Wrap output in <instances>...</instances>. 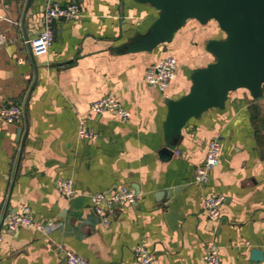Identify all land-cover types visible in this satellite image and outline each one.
Segmentation results:
<instances>
[{
  "label": "crops",
  "instance_id": "1",
  "mask_svg": "<svg viewBox=\"0 0 264 264\" xmlns=\"http://www.w3.org/2000/svg\"><path fill=\"white\" fill-rule=\"evenodd\" d=\"M75 1L83 15L56 20L50 50L33 55L22 38L42 29L46 0H0V31L14 39L0 48V108L17 102L25 109L22 123L0 116V264H62L60 246L89 264H137L138 243L156 264H206L203 251L212 240L222 264H264L252 257L254 249L264 255V80L232 88L220 103L187 117L171 148L169 103L144 79L150 65L175 56L179 67L166 94H190L193 73L218 61L210 43L229 41L230 32L215 17L191 16L159 39L164 10L154 0ZM108 94L130 119L91 112ZM81 117L97 140L77 136ZM215 138L221 161L199 187L194 171ZM59 177L74 180V198L56 189ZM121 184L140 198L121 205L105 229L89 195ZM207 190L224 196L217 220L203 208ZM22 204L37 221L59 227L49 235L9 230L3 219Z\"/></svg>",
  "mask_w": 264,
  "mask_h": 264
},
{
  "label": "built area",
  "instance_id": "2",
  "mask_svg": "<svg viewBox=\"0 0 264 264\" xmlns=\"http://www.w3.org/2000/svg\"><path fill=\"white\" fill-rule=\"evenodd\" d=\"M83 15L81 5L72 0L65 5L55 0H46L43 13L42 29L33 36H24L22 42L28 47L33 55L47 53L54 41L53 26L56 20L71 21ZM14 39L10 38L5 32L0 31V48L10 43ZM179 60L175 56H167L150 65L145 74V81L157 88L168 99L167 90L172 79L177 73ZM91 112L101 114L111 110L123 121L131 117V112L122 106L114 94H108L91 104ZM0 116L7 123H22L25 119V109L22 104L17 102L6 103L0 108ZM77 136L81 139L95 141L99 134L89 127L84 117L79 120ZM221 161V141L215 138L208 144L204 161L199 164L193 175L192 183L199 187H205L211 178L213 170ZM75 183L72 178L59 177L55 180V187L62 192L68 199L75 197ZM92 208L99 217L101 225L106 229L110 226L113 216L117 209L123 204H136L139 194L129 185L121 184L109 192H97L89 195ZM203 208L207 211L211 220H217L222 214L224 196L214 191L207 190L203 194ZM3 222L6 227L15 231L21 227H31L36 231L49 235L55 231L59 224L42 223L37 221L32 208L28 204H22L20 211L7 215ZM2 236L0 235V242ZM63 255L62 264H89V260L76 254L71 250L60 246ZM133 255L137 264H156L155 256L144 243H138L133 248ZM203 260L206 264H222L219 247L214 240L210 241L203 251Z\"/></svg>",
  "mask_w": 264,
  "mask_h": 264
},
{
  "label": "water",
  "instance_id": "3",
  "mask_svg": "<svg viewBox=\"0 0 264 264\" xmlns=\"http://www.w3.org/2000/svg\"><path fill=\"white\" fill-rule=\"evenodd\" d=\"M154 1L164 10L156 25L159 39L169 38L191 16L201 20L215 17L230 32L229 41L210 43L218 61L206 70L193 73L191 93L178 100L166 99L168 143L174 148L173 135L187 117L220 103L232 88L241 84L256 87L264 80V0ZM252 257L264 259L258 249L253 250Z\"/></svg>",
  "mask_w": 264,
  "mask_h": 264
}]
</instances>
